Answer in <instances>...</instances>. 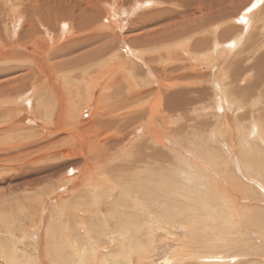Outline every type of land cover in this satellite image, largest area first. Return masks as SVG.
<instances>
[{
  "label": "bare ground",
  "instance_id": "bare-ground-1",
  "mask_svg": "<svg viewBox=\"0 0 264 264\" xmlns=\"http://www.w3.org/2000/svg\"><path fill=\"white\" fill-rule=\"evenodd\" d=\"M12 1L26 19L0 55L8 63L0 68V166L25 174L30 159L56 162L11 178L0 197L2 264H264V30L229 72L213 71L237 44L234 22L246 24L263 0H248L225 27L220 19L235 0H164L174 7L150 12L156 0L125 9L116 0ZM83 46L60 60L73 68L52 62ZM100 89L109 101L100 102L101 119L85 108ZM178 111L186 125L176 133ZM80 113H90L89 125ZM205 150L217 172L202 189L182 177L179 162Z\"/></svg>",
  "mask_w": 264,
  "mask_h": 264
},
{
  "label": "rangeland",
  "instance_id": "rangeland-1",
  "mask_svg": "<svg viewBox=\"0 0 264 264\" xmlns=\"http://www.w3.org/2000/svg\"><path fill=\"white\" fill-rule=\"evenodd\" d=\"M6 1H10V2H8L7 4H6ZM28 0H23V2L24 3H26ZM105 1L106 2H109L110 0H104V1H102V0H90V5H96V6H103L104 4H105ZM248 0H235L232 4H227L226 5V7H227V16L226 17H224V18H221L220 19V21L222 22V27H225L227 24H231L229 21H230V19H235V17L237 18V17H240V11L242 10V7H245L246 5H244L246 2H247ZM65 3H68V1H64ZM101 2H103L102 4H100ZM121 2V3H120ZM126 2V3H125ZM155 3H154V5L153 6H149V7H146V12H150V11H152V10H155V9H157V8H163V7H174L172 4H169V3H167V2H165L164 0H156V1H154ZM261 2H263V3H261V4H259V7H257V8H254L253 10H251L250 12H251V15H250V17H249V21H247V23L245 24L244 22H240V23H238V22H234V24H235V28L233 29V31L234 32H232V33H236V34H234V37L236 38V42H237V44L235 45V47H233L230 51H229V53H225L226 51H224L222 54H221V58L219 59L220 60V62H218V63H221V65L219 64L218 66H221V67H218V69L217 68H215V70H213L214 71V74L216 75H218V73H220V74H222V72H223V74H225L226 72H229L231 69H232V67H234L235 66V63H237L239 60H243L244 59V57H245V55L247 54L246 53V51H245V48H246V45L247 44H249V43H252V41L255 39V36H257L258 34H260V32L262 31L263 32V28H264V22L262 21L263 19H264V0L263 1H261ZM14 5V3H13V1L12 0H4V1H2V0H0V55L2 54V50H6V48L7 47H12V46H15V44L17 43V37L16 36H18L17 34L19 33L20 34V30H21V27H22V25L24 24V22H25V19H26V17H25V15H24V12L23 13H21V10L23 9L22 8V6L21 7H19V8H17L15 5V7H13V5ZM23 3V4H24ZM75 3V2H74ZM130 3H132V0H116L115 1V4H118V5H122L121 7H123L124 9L128 6V4H130ZM244 5V6H243ZM8 6V7H7ZM126 6V7H125ZM175 7H177V5H175ZM147 8H149V9H147ZM15 10V11H14ZM148 10V11H147ZM259 10V11H258ZM145 11V10H144ZM143 10H142V12H144ZM228 11H230V12H228ZM11 12V13H10ZM253 12H255V13H253ZM6 14V15H5ZM21 14V15H20ZM15 16V17H14ZM20 17V26H18V28L16 27V19L18 18V17ZM138 16V14L136 13V14H134V15H132V17H130L129 18V20H128V23H127V27L129 26V24L134 20V19H136V17ZM68 18H69V16H67ZM14 19V20H13ZM260 19H262V20H260ZM12 20V27H11V25L10 26H8L9 24H10V21ZM62 20H64V21H69V20H67L66 18L65 19H62ZM260 20V21H259ZM87 22H88V20H87ZM248 22H250L249 24H248ZM259 22H262V23H259ZM97 23L99 24L100 23V21L99 22H95L94 23V25H95V27L94 28H96L97 27ZM256 23H257V25H256ZM7 27H6V26ZM261 25V26H260ZM262 25H263V27H262ZM258 26V27H257ZM10 28V29H9ZM75 29H77L78 27H74ZM40 29V28H39ZM73 29V28H72ZM10 30V31H9ZM11 30H14L15 31V37L13 38L12 36H11ZM102 30H104V29H98V30H94V32H96V31H102ZM106 30V32L108 31L107 29H105ZM104 30V31H105ZM8 31L10 32V33H8ZM224 31V30H223ZM93 32V31H92ZM257 32H258V34H257ZM193 33V32H192ZM198 35V33H193V35H190V34H185V36H184V34L183 35H181L182 37H178L177 39H181V38H188V39H186V40H190L192 37H194V36H197ZM223 34V35H222ZM218 35H221L222 36V38H227V37H229L230 35L229 34H227V33H222V32H220ZM262 36V35H261ZM12 39H11V38ZM252 37V38H251ZM35 38H37L38 40H40V38L41 39H43L41 36H38V37H35ZM71 38L72 37H67L66 38V40L64 41V40H62V41H58L57 43H55L54 44V46L49 50V53H48V56L50 57V56H52L56 51L55 50H58V48L61 46V45H63L64 43H67L69 40H71ZM251 39V40H250ZM10 40L11 41H13V44L11 43L10 45H8V43L10 42ZM194 39H192V41H193ZM245 43H247V44H245ZM123 46H125V43L122 45V46H119L120 48H119V50H120V52H118V54L116 53V52H113V53H115V54H110L111 56H113V55H115V57H114V60H115V58L117 57V55H119V53L120 54H122V52H123V54H124V48L122 49V47ZM244 48V49H243ZM24 49H26V47H24ZM80 51H85V47L83 46V49H78L77 51H73V52H71V51H69V52H66V54L65 55H59V53H57L56 55H54V57L52 58V62H56L59 66H62V67H69V68H73L74 66H69L68 64H67V66L66 65H64L63 63H62V61H60V60H62L63 58L64 59H69V58H71V57H74L75 55H77L78 53H80ZM128 52V51H127ZM122 54V55H123ZM127 54V53H126ZM129 55V54H128ZM148 55V54H147ZM150 55V54H149ZM13 56V55H12ZM12 56H10V58L11 59H15V58H13ZM100 56H102V55H100ZM110 56V57H111ZM4 57V55H2V56H0V64L2 65H0V68L1 67H5L6 68V66H8V63L6 62V64H5V60H6V58H3ZM7 58H8V56H7ZM10 58H8L9 60H10ZM137 58H139L140 59V56H137L136 57V59ZM47 59H49L48 57H47ZM111 60H113L112 58H110ZM124 59V58H123ZM254 59V58H253ZM253 59L251 60V62L250 61H247L250 65H252L251 63L253 62ZM111 60H110V62H111ZM221 60H222V62H221ZM50 62V61H49ZM109 61H108V63H110ZM156 62H157V60H156ZM246 62V64H248ZM217 63V64H218ZM223 63V64H222ZM111 64H112V62H111ZM244 62L243 63H241V68H245V65H246ZM5 65V66H4ZM106 65H109V64H107L106 63ZM148 65V64H147ZM160 65V64H159ZM165 64H163V66H164ZM48 66V65H47ZM224 66V69L222 68ZM49 67V66H48ZM231 67V68H230ZM50 68V67H49ZM220 68H222L223 69V71H222V69H220ZM164 70V69H163ZM217 70V71H216ZM68 71L69 70H66V69H64L63 71H62V76H66V75H69V73L70 74H73L74 75V72H69L68 73ZM180 71H182V70H179V71H176L175 73H179ZM220 71H222V72H220ZM183 72V71H182ZM249 73L252 75V77H257V75L255 74V68H252V69H249ZM161 74H163L162 72H161ZM160 74V75H161ZM177 74H175V75H177ZM54 76V75H53ZM162 76H164V75H162ZM161 76V77H162ZM54 77H56V76H54ZM254 77V78H255ZM258 78V77H257ZM61 79H62V77H61ZM32 80H33V78H30V81H29V83L28 84H30L31 82H32ZM53 80H54V78H53ZM58 82L59 81H57V82H54L53 84L56 86L57 85V87L60 89V91L61 92H63V87H62V83L61 82H59V85H60V87H59V85H58ZM218 82V81H217ZM102 86V85H101ZM192 87H196V82H195V84H192L191 85ZM177 88H179L180 86H176ZM144 88H146V89H144ZM142 87L141 89H143V90H147V89H151L152 88V86L150 85V86H146V87ZM140 89V90H141ZM101 90V91H100ZM99 91H97L96 92V99L94 100V101H96V102H94L93 103V105L90 103L89 105H87L85 108H89L90 107V110L92 109V107L93 108H95V109H93V111L95 110V111H97L98 113H97V118H99V119H101L100 118V115H102V113H101V111L99 110L100 109V102H102V100H105V99H103V97H98V96H100L101 94L100 93H103V91H102V89H100ZM42 93V94H41ZM41 96H39L38 98H44L45 96H46V94L44 93V91H43V88H42V91H41ZM207 94H208V92H206V94H204V97H203V101H205V100H207ZM32 96V95H31ZM157 97V94H155L153 97H152V102H156L155 100H153V99H155ZM101 99V100H100ZM37 99L35 98V95H34V101H36ZM199 100H201V98L199 97ZM105 101H108V100H105ZM109 102V101H108ZM35 103V102H34ZM102 103H104V102H102ZM205 104V103H204ZM203 104V105H204ZM199 105L196 103V107H198ZM205 106V105H204ZM33 108H35L34 106H33ZM84 108V109H85ZM83 109V110H84ZM83 111H81V113H82ZM33 113L34 114H36V113H39V111L38 110H36V108L35 109H33ZM81 113H80V118L81 119H86V118H88V116H89V114L88 115H86V114H84V115H86L85 117H84V115H83V117L81 116ZM178 113H179V111L178 112H174V114H175V116L176 117H174L175 118V121L173 122V124L171 125V130L172 131H176V133H177V131L179 130V128H180V126H179V123H181V121H182V124H184V125H186L185 124V122H184V119H180L179 121H178V119H177V115H178ZM33 114V115H34ZM41 115V114H40ZM43 116V115H42ZM92 118V117H91ZM91 118H88L87 120H85V126H87V125H89L90 124V119ZM216 121V120H215ZM215 121L213 122V123H215ZM186 123L187 124H191V123H193V121L191 120V121H189V119H187L186 120ZM214 130H216V128L214 129ZM52 134V133H51ZM50 133L49 134H47V136H50L51 135ZM54 134H56V133H54ZM53 134V135H54ZM136 135H140L139 133H135ZM208 135H209V133H208ZM93 137H95V135L93 136ZM173 142H176V141H174L175 140V136L173 135ZM236 132H235V130H234V139H235V141H236ZM210 139H212V138H210ZM175 145H174V148H172L174 151H175ZM143 150V149H142ZM129 151H131L130 150V148L129 147H126V151H125V153L127 154ZM206 152H204V151H200V152H192L193 154H191V153H189V152H186V154H185V156L183 157V159L182 160H184V162L181 160L179 163H181V165H180V167H181V169H182V171L184 172V174L182 175V177L183 178H185V179H188L190 182H191V180L192 181H194V180H197V179H199L200 181H201V188L202 189H207L208 188V179L209 178H211V177H213V171H215V172H217L216 171V168L214 167V165H213V163H212V161L210 160V157H209V162L207 161V158H208V156H209V152L207 151V150H205ZM122 153L124 152V151H121ZM184 152V151H183ZM179 159V158H178ZM53 160L54 159H52V161H35L34 159H30V161L28 162L29 164L27 165V166H25V167H22L23 169H25V170H27V171H25V174L26 173H28V172H30V171H35L36 169H38L37 167H44V166H46V165H50V164H53V163H55L56 162V160H55V162H53ZM48 162V163H47ZM126 163H129V161L128 162H126ZM46 164V165H45ZM5 166V165H4ZM3 165H1L0 166V171H1V173H0V197H3V196H6V195H8V194H6V193H8L7 192V190L8 189H6L7 188V186H8V188H9V181H11L12 179L11 178H19V177H21V176H23V174H24V171H22L23 172V174H22V172L20 171L21 170V167H19V166H17V167H15L16 168V170L15 169H12L11 171H7L8 173H6L5 171L6 170H8V167H7V165H6V167H4ZM18 171V172H17ZM11 174H10V173ZM18 173H19V175H18ZM17 174V175H16ZM24 174V175H25ZM247 176H249L250 178H255L252 174H250L249 172H246L245 173ZM257 178H255L254 180H256ZM215 180V179H214ZM258 180V179H257ZM256 180V181H257ZM213 181V180H212ZM258 182V181H257ZM8 183V184H7ZM3 184V185H2ZM42 184V183H41ZM4 187H5V189H4ZM74 191L76 192L75 194H74ZM79 191V188H77V189H75V190H73L72 192H70L68 195H67V197L69 198V199H71V198H73L76 194H77V192ZM11 192H12V189H11ZM4 194H6V195H4ZM71 194H74V195H71ZM3 195V196H2ZM6 197H8V196H6ZM255 202H256V200H254ZM247 202H248V204H247ZM250 202H252V200L250 199V200H246V202H242V204H246V205H249V203ZM14 234V233H13ZM15 238V237H14ZM43 238V237H42ZM14 240V239H13ZM16 240V248H18V249H20L21 247L22 248H25V249H27V247H26V243L24 244L23 242L21 243V241L19 242V240H17V239H15ZM162 242H164V241H162ZM21 243V244H20ZM19 245V246H18ZM20 245H21V247H20ZM171 249V248H170ZM171 252V251H170ZM42 258H43V260L46 262V263H49V260H48V258L45 256V254H44V252H43V255H42ZM3 263V256L0 254V264H2ZM51 264V263H50Z\"/></svg>",
  "mask_w": 264,
  "mask_h": 264
}]
</instances>
